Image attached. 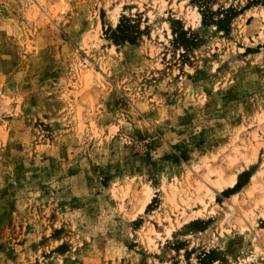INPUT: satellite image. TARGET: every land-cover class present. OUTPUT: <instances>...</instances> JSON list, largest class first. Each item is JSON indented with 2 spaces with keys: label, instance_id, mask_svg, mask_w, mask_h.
<instances>
[{
  "label": "rangeland",
  "instance_id": "obj_1",
  "mask_svg": "<svg viewBox=\"0 0 264 264\" xmlns=\"http://www.w3.org/2000/svg\"><path fill=\"white\" fill-rule=\"evenodd\" d=\"M37 1L0 0V264H264V0Z\"/></svg>",
  "mask_w": 264,
  "mask_h": 264
},
{
  "label": "bare ground",
  "instance_id": "obj_2",
  "mask_svg": "<svg viewBox=\"0 0 264 264\" xmlns=\"http://www.w3.org/2000/svg\"><path fill=\"white\" fill-rule=\"evenodd\" d=\"M50 2V1H49ZM37 3H38V5H36L35 4V6H34V14H39L40 13V10H39V7L38 6H44L45 4H46V1L45 0H38L37 1ZM50 4V3H49ZM47 8V7H46ZM43 9H44V7H43ZM58 9H60V8H58ZM57 9V10H58ZM33 10V9H32ZM50 10V9H49ZM50 11H52V10H50ZM49 11V12H50ZM59 11V10H58ZM58 11H56V9H55V12H54V16L57 14V12ZM48 14V13H47ZM42 15V14H41ZM52 15V14H51ZM40 16V15H39ZM41 17V16H40ZM45 17H46V15H45ZM42 18V17H41ZM90 69V68H89ZM91 70H88L87 72L88 73H86V74H83V76H84V84L85 85H89V83H90V81L91 80H93V78L91 77V72H90ZM93 75V74H92ZM83 76H82V78H83ZM101 76H100V73H96L95 75H94V80H95V83L96 84H99V85H102V80H101V78H100ZM204 167L206 168V170H209V166H208V164L205 162L204 164ZM205 173V172H204ZM208 174H206V176H207ZM189 177V176H188ZM209 177V176H208ZM187 178V177H186ZM203 178H205V177H203ZM257 178V177H256ZM207 179V178H206ZM206 181H208V180H206ZM205 181V182H206ZM235 181H236V174H234V173H232V174H230L228 177H224V176H219L218 175V177L214 180V185L216 186V187H218V189H223L224 187H226V186H233L234 184H235ZM251 182H252V184H255L256 183V181H255V175H253L252 177H251ZM197 183V182H196ZM202 185H203V183H202ZM200 186V185H199ZM208 186V185H207ZM214 186V187H215ZM207 190H208V188L207 187H205ZM206 191V190H205ZM151 188L149 187V186H147V185H145L144 187H143V189H142V194H141V196H140V198H139V202H138V209L139 210H143V208L145 207V205L147 204V202L150 200V196H151ZM234 195V194H233ZM232 195V196H233ZM235 196V195H234ZM197 199H200L201 200V198H199V197H197ZM260 200L262 201V202H264V189L262 188V196H261V198H260ZM239 210V212H240V210H241V207H239V206H237V210L236 211H238ZM197 214L200 212V210H197V211H195ZM234 218V217H233ZM228 219H231V215L228 217ZM235 219V218H234ZM254 222V221H253ZM169 232V231H168ZM148 240H149V238H148ZM149 241H151V240H149Z\"/></svg>",
  "mask_w": 264,
  "mask_h": 264
},
{
  "label": "trees",
  "instance_id": "obj_3",
  "mask_svg": "<svg viewBox=\"0 0 264 264\" xmlns=\"http://www.w3.org/2000/svg\"><path fill=\"white\" fill-rule=\"evenodd\" d=\"M220 21H222V19H219ZM219 21V22H220ZM129 25V24H128ZM129 26H125L121 23V21L117 24L116 29H115V34H116V38L118 39H130V35L127 32ZM238 187H240V183L236 182V184L234 185V188L237 189ZM206 256V254H204Z\"/></svg>",
  "mask_w": 264,
  "mask_h": 264
}]
</instances>
